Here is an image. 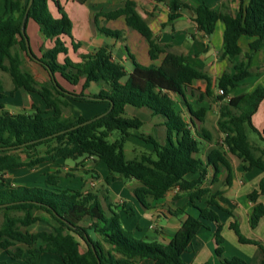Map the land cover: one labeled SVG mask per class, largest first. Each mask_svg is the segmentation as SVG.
<instances>
[{"label":"trees","instance_id":"16d2710c","mask_svg":"<svg viewBox=\"0 0 264 264\" xmlns=\"http://www.w3.org/2000/svg\"><path fill=\"white\" fill-rule=\"evenodd\" d=\"M48 1L34 0L26 22L29 40L27 24L33 19L40 25L42 34L54 41L52 47H42L41 56L31 46L33 54L42 60L37 63L49 77L40 85L24 68L26 59L36 62L28 53L21 30L29 0H7L6 11L0 15V69L12 77L14 89L10 94L18 89L37 93L44 105H33L29 111L16 113L1 105L0 211L5 212V220L0 227V250L5 251L7 257L1 258L0 264H41L46 254L58 256L61 264H143L141 261L146 258L153 264H187L182 255L206 220L215 223L214 237L219 259L225 264H248L240 256H224L225 238L218 209L232 215L233 212L218 202L217 197L222 191L205 182L212 169L210 184H217L219 173L224 168L228 171L225 184L232 183L230 155L242 160L244 171L260 169L263 176L258 188L248 194L255 202L250 223L253 228L258 225L264 216V203L258 202V198L264 195V157L255 153L248 130L264 141V129L259 130L252 120L264 100V86L258 85L251 92L232 95L240 82L252 75L246 62L252 53H245L243 58L233 63L232 68L214 78L185 55L174 53L168 45L161 44L149 23L138 12L136 1L124 0L123 5L115 10L96 13L94 21L98 31L121 39L123 30L100 26L98 17L103 16L107 20L124 17L129 27L147 39L152 63L145 65L138 62L127 49L133 64L128 71L122 62L114 59L109 45L90 50L83 53L79 60H74L69 56L63 39L70 37L75 50L80 47V43L73 40L72 20L59 1L55 3L61 18H54ZM73 1L85 3L88 0ZM155 1L167 3L170 21L178 19L184 8L190 9L198 29L209 37L214 34L216 23L223 21L225 31L220 58L231 63L243 53L240 45L242 36L255 38L250 43L253 51L259 49L264 39V0H249L246 5L242 3L235 13L230 11L231 0L223 2L221 10L205 2L193 5L183 0ZM60 54L65 55L62 61L59 60ZM62 81L71 88L65 87ZM199 82L205 87H199ZM92 84L98 86V92L88 91ZM215 88L222 92L215 94ZM0 94L5 95L1 79ZM89 95L95 99L90 100ZM175 96L184 103L187 115L177 106ZM210 97L222 102L218 119L223 133L220 142H215L213 133L207 127L198 124L205 122L209 111V106L200 102ZM190 98L196 103H192ZM70 100L92 106L102 104L101 110L94 116L107 111L112 103L113 106L106 115L70 129L88 120L83 115L65 114ZM129 105L146 107L153 116L163 117L165 140L140 131L144 121L137 115L126 114ZM63 130L66 131L59 133ZM115 131L119 132V136L112 140ZM131 136L151 144L153 149L127 159L125 143ZM203 141L214 142L205 159L198 156ZM42 145H48L46 154L33 157V151ZM59 158H94L103 163L108 170L105 178L107 185L112 179L137 180L139 185L133 192L146 208L150 207L149 200H160L169 190L179 187L188 193V206L195 207L198 214H189L185 208H180L179 213L186 214V217L177 233L167 242H148L137 238L124 226L120 211L109 198L108 187L102 192L64 186L54 173H48L43 184L37 185L16 184L6 176L7 171L34 168ZM190 174H197V177L189 179ZM203 198L206 205H198L196 200ZM10 211H22L23 216H11ZM38 211L50 215L51 229L31 232L22 228L41 220L40 215H35ZM230 228L236 232L240 242L255 244L264 253V243L245 237L237 221H232ZM77 237L82 239L85 248ZM261 264H264V256Z\"/></svg>","mask_w":264,"mask_h":264},{"label":"crops","instance_id":"0c3cea01","mask_svg":"<svg viewBox=\"0 0 264 264\" xmlns=\"http://www.w3.org/2000/svg\"><path fill=\"white\" fill-rule=\"evenodd\" d=\"M55 1H59L64 7L66 13H68L73 24V40L80 43V47L75 50L72 46V39L70 37H63L68 46V54L74 60H79L83 53L90 50L99 48L103 45H109L112 50V54L115 60L124 62L131 61L128 50L135 56V59L145 65L152 63L149 57L148 49L149 44L147 39L140 34L137 30L129 27L126 24L125 18L120 17L118 19L107 20L103 16L98 17L100 26H107L112 29H121L124 31V35L121 39L112 38L106 36L102 32L98 31L96 23L94 21L96 13L108 12L115 10L123 5L124 0H88L85 3H79L73 0H49V8L54 18H61V13ZM137 3V10L142 17L149 23L154 34L158 38L159 42L169 46V50L183 54L188 60L194 62L199 67L203 68L214 78L219 77L229 68H232L233 63L243 58L247 52L252 53L250 59H247L249 68L252 71V75L242 80L239 86L232 92V95L241 94L243 92H251L258 85L264 86V39L258 50L253 51L250 47L251 41L255 38L250 36H242L240 38V45L242 47V55L236 57L233 62H229L227 59L220 58V52L223 46V37L225 31V23L219 20L216 23L215 32L212 36H207L201 32L196 22L193 20L192 11L188 8H184L181 11V16L170 21L168 18L169 7L167 3L156 2L155 0H135ZM189 4H199L201 2L207 3L210 7L221 10L223 2L227 0H183ZM249 0H231L229 3L230 11L235 13L240 5H246ZM7 0H0V15L6 11ZM27 32L30 37V43L34 52L41 56L42 47L50 48L54 45L52 39L46 38L40 31V25L30 19L27 24ZM109 41V42H108ZM109 43V44H108ZM128 49V50H127ZM65 57L64 54L59 55V60L62 61ZM29 60V59H28ZM27 63V60L25 61ZM34 68H28L30 72L36 77L35 72L41 71L40 64L37 61ZM158 62V61H157ZM27 65V64H26ZM133 65V64H132ZM132 69V66L130 70ZM0 79L3 81L4 96L0 94V110L1 105L3 108L12 112L8 105L11 104V100L14 96L23 95V92H27L22 89L15 90L14 94L8 97L7 93H10L14 89V83L11 75L0 69ZM37 79V77H36ZM12 87L8 90L6 88ZM65 87L71 88V85L62 81ZM92 84L88 91L98 92L92 90ZM240 90V91H237ZM217 93V90L214 89ZM11 99V100H10ZM178 103H182V110H186L184 103L175 96ZM11 101V102H10ZM192 103H196L193 98H190ZM219 105L222 103L220 100ZM78 101L70 100V114L79 116L84 115V111L78 106ZM21 104V103H19ZM82 104V103H81ZM36 105L43 107V103H36ZM205 105V104H204ZM25 106V105H23ZM33 107L32 103L26 105V108L21 111H29ZM94 114H97L102 104H94ZM92 108V109H93ZM220 108V107H219ZM128 110V107H127ZM138 110H150L139 108ZM216 111V108H215ZM134 115H138V111H134ZM210 109L206 115V120L209 118ZM154 118H161L158 122L159 125L165 127L164 118L161 116H153ZM219 119V116L217 117ZM254 125L259 129H264V100L260 103L258 110L252 117ZM133 139L138 144L145 146L147 151L153 149L151 144L137 137H128L127 139ZM158 138V137H157ZM166 137L161 141H164ZM214 142L203 141L201 143V150L198 154L199 157L205 159L207 152L213 146ZM136 151V148L133 149ZM137 152V151H136ZM137 154V153H136ZM135 154V155H136ZM137 157V156H135ZM230 160L233 166V180L230 185L225 184V180L228 174L226 169H222L219 173V182L217 184H210L213 176V170L208 173L206 184L216 189H220L222 193L217 197L218 202L224 208L231 210L233 215L229 212L218 209V214L221 222L223 223L222 234L225 238L223 242L224 256L232 258L234 256H240L244 258L248 264H261L264 256L263 250L252 243H242L239 241L236 232L230 228L232 221H237L242 234L250 239L258 240L264 243V216L261 218L258 225L253 228L250 223V217L252 210L255 206V202L250 200L248 194L258 188L260 179L263 176V172L258 168H252L248 171H244V163L241 159L230 155ZM99 172L101 176L98 178L104 179L108 175L107 168L103 163L98 164ZM197 174L188 175L189 179L196 178ZM22 184V183H20ZM139 185V182L135 179H112L109 187V198L114 206L120 211V216L124 226L133 232V234L139 238L148 242L153 241H169L180 229L182 221L185 219L186 214H180L179 209L185 208L189 214L197 215L198 210L195 207L188 206V193L182 191L179 187H174L169 190L166 196L157 201L149 200L150 207L146 208L135 196L133 189ZM116 186V187H115ZM258 202L264 203V195L258 198ZM196 203L200 206H205V198L196 200ZM215 223L211 221H204V226L200 228L197 235L192 240L187 251L183 253V259L187 264H225L223 263L216 253V241L214 237ZM49 264H56L59 261V257L56 255H48L46 259ZM143 264H153L150 259H143ZM48 264V263H47Z\"/></svg>","mask_w":264,"mask_h":264},{"label":"rangeland","instance_id":"374dc122","mask_svg":"<svg viewBox=\"0 0 264 264\" xmlns=\"http://www.w3.org/2000/svg\"><path fill=\"white\" fill-rule=\"evenodd\" d=\"M66 14L68 15V13ZM72 33H73V29H72ZM112 38H115V37H112ZM26 60H27V63L26 62L24 63V68L27 70H29L28 68L30 69H32V67L34 68L35 63L32 60H28V59ZM123 64L126 67V69L129 71L132 66L131 61L129 62L124 61ZM35 74H36L37 79L34 75L33 76L35 77L39 85L47 82L49 78L47 72L43 68H41V71H36ZM198 86L202 88L205 87V85L201 82L198 83ZM11 87H8V85L6 84V88L8 90ZM92 90L94 91L97 90L95 84L92 86ZM215 90H217V93L215 94L221 93L218 88H215ZM237 91H240V90H237ZM23 93H24L23 95L18 94L17 96H14L12 100L10 99L12 102L10 101L11 104L8 105L9 109L16 112V111H21L23 109H29V108H26V105H30L31 103L32 105H36V103H39V102L43 103L41 100V97L37 93H31V92H23ZM7 94H8V97L10 98L11 96L10 93H7ZM217 101H218L217 98L210 97V98L205 99L204 102H200V104H205L209 106L210 112H209V118L207 119V121H205L204 123L198 122V124L200 127L202 125L207 127L213 133L215 137V142H220L223 137V133L220 131L219 126H218L217 117L219 116V113H220V108H219L220 105H219V102ZM81 103L82 102L78 103V106L82 110H85L83 112L84 113L83 116L88 119L93 117L95 108H93L91 104H88L85 102L82 104ZM182 105H183L182 103L180 104L178 103L179 108H181ZM215 108H216V111H215ZM69 109L70 108L65 107L66 115H69L71 113ZM138 109L139 108L137 107L129 105L126 114L128 116H133L135 113L134 111L136 110L138 111L137 116L141 117V119H143L144 121V125L142 126L140 131L145 132L147 134H153L155 137H158L160 139H162V137H166L165 127L158 124L159 123L158 121L161 118L160 119L157 117L153 118L150 115L149 111L138 110ZM145 109H148V108L145 107ZM184 112L186 115L188 114L186 110ZM248 134H249L251 143L255 147V153L257 155L262 154L264 157V141L261 140L259 136L252 130H248ZM118 136H119V132L115 131L112 134L111 139L113 140L117 138ZM47 148H48V145L39 146L38 149L33 151L34 152L33 157L35 155H39V156L45 155L46 154L45 151ZM134 148H136L137 152L133 151ZM144 151H147L145 149V146H142V144H138L137 141H134L131 138L127 139L125 143V154H126L127 159H133L135 158V156L138 157L140 156L141 152H144ZM98 164H99V161L95 160L94 158H79L78 160H73V159L65 160L63 158H59L56 160L45 161L37 165L34 168H20L17 170L7 171L6 176L13 183H16V184L22 183L26 185H37V184H43L44 179L47 177L48 173H54L57 176H59V180L61 184L64 186H71L74 188H83V189L90 188L93 190H98V191L100 190L104 192L105 188L108 187V185L105 182L106 177L104 179H100V180L98 179L101 176L99 172ZM92 182H94V184H92ZM9 214L11 216H23L22 211H10ZM35 215H40L41 220L36 221L35 223L31 224L28 227H22V228L28 229L31 232H38L42 230L51 229L50 227L51 217L48 213L38 211L36 212ZM4 220H5V212L0 211V227L2 226ZM77 238L81 242V246L85 248L86 246L84 242L82 241V239L80 237H77ZM48 255L50 254H46L45 257L44 256L42 257L41 264H47V263L49 264V262L46 260ZM5 257H7L6 252L3 250H0V259L5 258ZM56 264H60V263L57 261Z\"/></svg>","mask_w":264,"mask_h":264},{"label":"water","instance_id":"95a60500","mask_svg":"<svg viewBox=\"0 0 264 264\" xmlns=\"http://www.w3.org/2000/svg\"><path fill=\"white\" fill-rule=\"evenodd\" d=\"M33 2H34V0H29V2H28L27 9H26V11H25V14H24V17H23V20H22L21 30H22V33L25 35V39H26V43H27V48H28V53H29V55H30L33 59H35L36 61H38V62H42V60H41L39 57H37V56H35V55L33 54L32 49H31V45H30V40H29L28 36L26 35V22H27V19H28V15H29L30 7H31V5L33 4ZM46 67H47V66H46ZM51 75L53 76V79L56 81V79H55V77H54V75H53V72H51ZM88 98H89L90 100H94V99H95V97H94V96H91V95H89ZM112 106H113V103H112L111 107H110L107 111H105V112H103V113H101V114H99V115H97V116H94V117H92V118H90V119H88V120H86V121H84V122H82V123H79L78 125H75V126L71 127L70 129H74V128H76V127H79V126L85 125V124H87V123L92 122L93 120H96V119H98V118H100V117L106 115V114L112 109ZM67 130H68V129H67ZM65 131H66V130H63V131H61V132H59V133H63V132H65ZM59 133H56V134H59ZM50 136H53V135H50Z\"/></svg>","mask_w":264,"mask_h":264},{"label":"built area","instance_id":"2783aa9c","mask_svg":"<svg viewBox=\"0 0 264 264\" xmlns=\"http://www.w3.org/2000/svg\"><path fill=\"white\" fill-rule=\"evenodd\" d=\"M220 92H222V90H220ZM92 184H94V182H92Z\"/></svg>","mask_w":264,"mask_h":264}]
</instances>
